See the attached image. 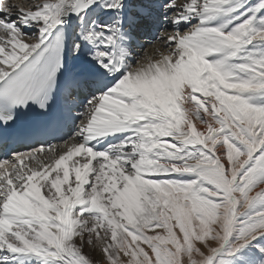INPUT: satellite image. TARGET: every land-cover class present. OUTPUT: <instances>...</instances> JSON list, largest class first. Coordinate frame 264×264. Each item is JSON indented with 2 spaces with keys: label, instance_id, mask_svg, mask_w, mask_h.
Instances as JSON below:
<instances>
[{
  "label": "snow or ice",
  "instance_id": "6c2138e0",
  "mask_svg": "<svg viewBox=\"0 0 264 264\" xmlns=\"http://www.w3.org/2000/svg\"><path fill=\"white\" fill-rule=\"evenodd\" d=\"M132 7L0 0V264H264V0Z\"/></svg>",
  "mask_w": 264,
  "mask_h": 264
},
{
  "label": "bare ground",
  "instance_id": "6f19581e",
  "mask_svg": "<svg viewBox=\"0 0 264 264\" xmlns=\"http://www.w3.org/2000/svg\"><path fill=\"white\" fill-rule=\"evenodd\" d=\"M7 0H4L5 3ZM138 0H126V4L129 6L128 11H132L133 7ZM151 2V0H150ZM100 21H103L106 17L101 14L99 17H96ZM73 18H69V21H72ZM91 19V17H90ZM162 22V21H161ZM158 29H143V30H137L135 32V35L137 36L138 42H133V46L135 48V54L138 58H146L148 56H152L154 49L157 47H160V42L155 41V34ZM151 41V42H149ZM161 50H163L161 48ZM82 58L74 60V64L80 63ZM197 127L202 129L203 125L197 124ZM75 159V158H74ZM74 179V173L70 176V182ZM85 252H87L92 258H94L95 264H107L106 257L103 256L100 249H92V248H86ZM35 260V259H33ZM24 264H30V261H24Z\"/></svg>",
  "mask_w": 264,
  "mask_h": 264
},
{
  "label": "rangeland",
  "instance_id": "374dc122",
  "mask_svg": "<svg viewBox=\"0 0 264 264\" xmlns=\"http://www.w3.org/2000/svg\"><path fill=\"white\" fill-rule=\"evenodd\" d=\"M6 2L9 4H15L17 6L29 7L32 4H34L35 2H37V0H7ZM13 264H15V262H13ZM30 264H37V261L31 260Z\"/></svg>",
  "mask_w": 264,
  "mask_h": 264
}]
</instances>
